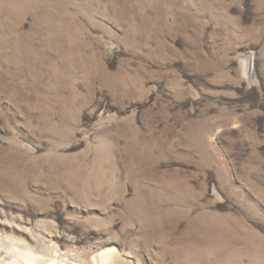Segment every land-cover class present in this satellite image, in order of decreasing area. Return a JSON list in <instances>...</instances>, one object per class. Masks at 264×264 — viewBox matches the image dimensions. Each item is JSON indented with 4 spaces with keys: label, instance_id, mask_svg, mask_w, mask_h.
<instances>
[{
    "label": "rangeland",
    "instance_id": "1",
    "mask_svg": "<svg viewBox=\"0 0 264 264\" xmlns=\"http://www.w3.org/2000/svg\"><path fill=\"white\" fill-rule=\"evenodd\" d=\"M113 250L264 264V0H0V264Z\"/></svg>",
    "mask_w": 264,
    "mask_h": 264
},
{
    "label": "bare ground",
    "instance_id": "2",
    "mask_svg": "<svg viewBox=\"0 0 264 264\" xmlns=\"http://www.w3.org/2000/svg\"><path fill=\"white\" fill-rule=\"evenodd\" d=\"M126 257L127 256H125L123 253L121 254L120 252H117V250H113V251H107V252L101 253L98 257V260H99V264H126V262L131 263L127 261ZM42 261L43 260L38 261L37 258L33 257L31 254H28L26 263L32 264V262H34V264H40ZM50 261H51V264H61V262L57 259L55 260L52 259Z\"/></svg>",
    "mask_w": 264,
    "mask_h": 264
}]
</instances>
